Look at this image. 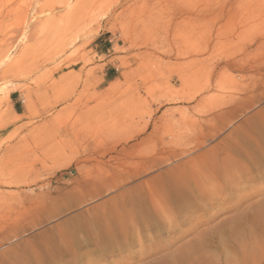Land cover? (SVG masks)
Here are the masks:
<instances>
[{
	"label": "rangeland",
	"instance_id": "374dc122",
	"mask_svg": "<svg viewBox=\"0 0 264 264\" xmlns=\"http://www.w3.org/2000/svg\"><path fill=\"white\" fill-rule=\"evenodd\" d=\"M180 11L0 0V264H264V0Z\"/></svg>",
	"mask_w": 264,
	"mask_h": 264
},
{
	"label": "bare ground",
	"instance_id": "6f19581e",
	"mask_svg": "<svg viewBox=\"0 0 264 264\" xmlns=\"http://www.w3.org/2000/svg\"><path fill=\"white\" fill-rule=\"evenodd\" d=\"M176 1H178V3L179 4H181L182 6H186V7H188V6H191L195 11L193 12V14L192 15H188L187 14V12H185V11H180L181 13H179V14H181V16H182V21L184 22V21H186L188 18H191V20H195L197 17H199L198 15L200 14H198V11H197V9L199 8V5H200V3H201V0H175V2ZM178 5V4H177ZM35 6V5H34ZM37 8V7H36ZM183 8V7H182ZM179 9V8H178ZM187 9H189V8H187ZM186 9V10H187ZM179 10H181V6H180V9ZM192 10V9H191ZM192 12V11H191ZM181 19V18H180ZM36 20V17H34V15L32 14L31 15V17L29 18V22H28V26L27 27H29L30 25H32L33 23H34V21ZM191 20H190V22H191ZM186 23V22H185ZM193 26H195V25H193ZM10 50H12V49H10ZM6 60V59H5ZM2 63V62H1ZM0 63V64H1ZM142 170V169H141ZM140 170V171H141ZM156 205V204H155ZM199 256V255H198ZM200 259V258H199Z\"/></svg>",
	"mask_w": 264,
	"mask_h": 264
}]
</instances>
